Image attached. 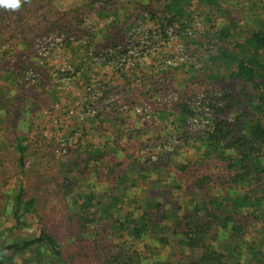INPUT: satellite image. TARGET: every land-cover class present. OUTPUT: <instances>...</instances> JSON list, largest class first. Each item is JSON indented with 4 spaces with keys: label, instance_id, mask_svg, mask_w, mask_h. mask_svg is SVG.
I'll return each instance as SVG.
<instances>
[{
    "label": "rangeland",
    "instance_id": "obj_1",
    "mask_svg": "<svg viewBox=\"0 0 264 264\" xmlns=\"http://www.w3.org/2000/svg\"><path fill=\"white\" fill-rule=\"evenodd\" d=\"M22 1L15 10L0 7V246L39 233L40 226L30 215L24 216L18 227L12 218L13 199L21 187L25 199H36L42 226L59 244L63 264H100V257H110L114 247L124 244L123 238L110 237L106 224L92 225L83 234L75 209H71L74 196L70 191L84 196L92 193L104 202L113 195L124 198L119 217L126 221L136 215L133 211L137 207L149 211L150 200L162 203L159 221L165 213H172L176 199L181 205L201 200L191 186L193 174L211 178L208 191L212 195L223 193V165L201 160L196 144L181 143L177 124H171V115L183 99L201 107L203 95L208 93L212 100L225 92L243 107L253 94L250 86L228 80L223 73L209 74L208 80L207 73L197 72L200 66L193 65L189 51L193 46L188 41L203 32L202 20L193 17L183 33L172 28L163 38L159 24L142 16L146 6L139 2L125 5L124 12H129L119 17L122 24L108 28L113 18L101 20L87 14L83 8L86 0H41L24 5ZM219 1L234 20L238 38L264 22V0ZM77 12L79 16L74 17ZM75 19L80 24L71 29L67 48L63 27ZM51 24L56 27L49 32ZM101 28L103 32L109 29L108 40L96 35ZM78 32L93 36L97 49ZM109 43L115 44V49L107 47ZM194 75L204 80L203 87H186ZM206 108L204 104L195 120H189L192 131L205 128L211 115ZM240 109L229 110L226 118L234 123ZM112 112L115 115L109 120L107 115ZM128 125L130 131L120 134ZM107 129L114 133H106ZM87 134L95 143L108 142L109 146L118 139V146L114 156L99 164V171L92 166L97 173L83 171L79 163L80 175V171H72L80 154L73 144ZM20 137L27 149L23 172L15 150ZM181 165L188 166V175L177 172ZM109 166L121 167L116 170L118 175L125 170L128 179L137 181V188L110 187ZM119 213L115 212L116 216ZM238 246L233 243L230 247ZM162 255L166 259L170 250L166 248ZM11 257L16 264L23 259L35 263L37 259L33 253Z\"/></svg>",
    "mask_w": 264,
    "mask_h": 264
},
{
    "label": "trees",
    "instance_id": "obj_2",
    "mask_svg": "<svg viewBox=\"0 0 264 264\" xmlns=\"http://www.w3.org/2000/svg\"><path fill=\"white\" fill-rule=\"evenodd\" d=\"M30 1L39 3L41 0H23L22 4ZM141 1L143 0H86L83 8L84 12L95 14L101 20L112 17L113 20L107 24L108 28H112L113 24H122L120 16H127L129 11L124 12L125 5L130 7L134 2H139L146 6L147 12L144 11L142 16L159 24L163 38L166 37V30L173 28L183 33L189 23L195 20L193 17L199 18L204 30L188 41L193 46L189 50L193 53V65L197 64L201 68L197 72L202 75L207 73L208 76L214 72L223 73L228 80L250 86L253 94L243 107L236 98L227 96L225 92L220 98L214 97L212 100L208 93L203 95L200 105L203 108L206 104L211 115L201 131H192L188 125L189 120H195V114L200 112L201 107L184 102L183 99L181 105L176 106L175 115H171L174 119L171 124H177L176 134L181 143L184 142L187 146L189 142L196 144L199 158L204 162L214 160L223 165L224 175L220 180L226 189L222 194L212 195L208 191L213 184L210 177L193 174L191 186L200 193L201 200L194 198L195 201L181 205L176 199L172 213H165L160 221L158 217L162 203L153 204L150 200L149 211H141L137 207L133 211L136 215L126 221L120 218L125 205L124 198L113 195L104 202L97 201L92 193L84 196L70 191L74 196L71 197V209H75L79 228L86 234L90 226L106 224L112 239H124V244L114 247L110 257H100V264H264V22H259L246 37L238 38L235 33L236 24L219 0H148L147 4L140 3ZM153 1L158 5L157 9ZM78 16L79 12L74 15ZM79 24L75 19L63 27L67 36L63 44L67 43V48L71 45L68 35ZM48 27L47 31L51 32L56 25ZM108 30L103 32L102 28L98 29L96 35L108 40ZM78 33L87 37L90 45L96 48L92 42L93 36ZM107 47L115 49L116 46L109 43ZM195 76L197 75H194L186 87H203L204 80L195 79ZM208 78L206 79H211L210 76ZM152 80L155 82V78ZM166 80L163 79L162 82ZM185 92L188 96L187 89ZM231 109H240L234 123L226 118ZM111 114L107 115L109 120L115 112ZM100 116L95 120H99ZM129 127L121 128L120 134H127ZM107 130L106 133L110 134V129ZM116 141L109 146L108 142L95 143L89 134L77 138L73 147L80 154L72 171L79 172V163H82L83 171L97 173L99 164L104 163L107 156L115 155L114 151L118 146ZM23 144L24 138H18L15 150L20 172L25 169L27 149ZM92 166H96L98 171ZM120 168L109 166L110 175L114 174L113 177L108 174L109 186L124 190L128 187L137 188V181L128 179L125 170L123 174H117L116 170ZM187 169V165H181L177 167V172L188 175ZM83 171L78 174L82 175ZM118 211L120 213L116 216L115 212ZM27 215L33 217L40 226L38 235L8 246H0V264H16L11 256L30 253L37 257V263L23 259L21 264H63L59 244L42 226L36 199H25L21 187L13 199L12 207V218L17 227L22 225L21 219ZM233 243H239V246L233 249L230 247ZM166 248L170 250V255L165 259L162 251Z\"/></svg>",
    "mask_w": 264,
    "mask_h": 264
},
{
    "label": "clouds",
    "instance_id": "obj_3",
    "mask_svg": "<svg viewBox=\"0 0 264 264\" xmlns=\"http://www.w3.org/2000/svg\"><path fill=\"white\" fill-rule=\"evenodd\" d=\"M21 0H0V7L11 8L13 10L20 7Z\"/></svg>",
    "mask_w": 264,
    "mask_h": 264
}]
</instances>
